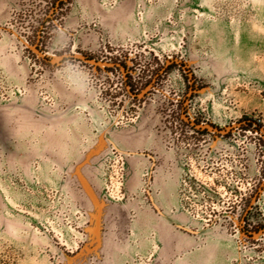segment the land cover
Returning a JSON list of instances; mask_svg holds the SVG:
<instances>
[{
  "label": "rangeland",
  "instance_id": "rangeland-1",
  "mask_svg": "<svg viewBox=\"0 0 264 264\" xmlns=\"http://www.w3.org/2000/svg\"><path fill=\"white\" fill-rule=\"evenodd\" d=\"M163 185L172 258L264 264V0H0V264H154Z\"/></svg>",
  "mask_w": 264,
  "mask_h": 264
},
{
  "label": "crops",
  "instance_id": "crops-1",
  "mask_svg": "<svg viewBox=\"0 0 264 264\" xmlns=\"http://www.w3.org/2000/svg\"><path fill=\"white\" fill-rule=\"evenodd\" d=\"M132 171H134V168H132ZM158 176L165 182L169 181L171 179L170 174H166L165 168L161 169L159 168V171L157 172ZM134 175V173H133ZM176 171L173 173V184L175 185L176 182L174 179L177 177ZM169 185H163L162 188L158 190V194L155 195L154 187L150 188L152 192L154 191L155 201L158 203L159 207L161 208V214L158 215V221L151 223L150 221V214L143 215L142 219V228L149 232L151 230L158 232V240L161 242L162 247V254H164L166 257L159 258L155 261L154 264H180L179 261L175 260V257L172 258V255H174L176 251V247L179 244V239L173 231H171L172 226L177 227L178 223L181 224L182 221V214L176 211L175 205L177 203V195L175 190L171 193L170 189H165ZM176 186V185H175ZM153 194V193H152ZM164 202H170L173 201V208L175 211H172L169 209ZM171 207V205H169ZM155 220V219H154ZM166 229L170 230L169 232L166 231ZM163 255V256H164Z\"/></svg>",
  "mask_w": 264,
  "mask_h": 264
},
{
  "label": "water",
  "instance_id": "water-1",
  "mask_svg": "<svg viewBox=\"0 0 264 264\" xmlns=\"http://www.w3.org/2000/svg\"><path fill=\"white\" fill-rule=\"evenodd\" d=\"M80 179H81V178H80ZM80 181H81L83 187L87 190L88 188H87L85 182H83L82 179H81ZM90 195H92V194H90ZM256 197H257V194H256L255 197L253 198L251 204L256 200ZM251 204H250V206L248 207V209L246 210L245 215H246V214L248 213V211L250 210Z\"/></svg>",
  "mask_w": 264,
  "mask_h": 264
}]
</instances>
